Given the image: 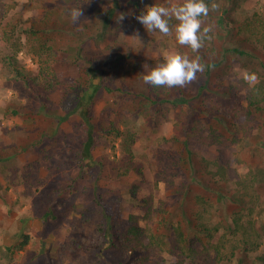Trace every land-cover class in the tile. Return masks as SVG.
Here are the masks:
<instances>
[{
	"label": "rangeland",
	"instance_id": "obj_1",
	"mask_svg": "<svg viewBox=\"0 0 264 264\" xmlns=\"http://www.w3.org/2000/svg\"><path fill=\"white\" fill-rule=\"evenodd\" d=\"M119 1L123 24L117 30L118 35H108L98 41L99 46L96 44L97 58L104 60L103 68L115 73L114 83L109 84L115 92L98 93L93 104V111L100 119L95 128L100 139L94 145L91 160L94 167H98L99 160L104 163L99 168L101 176L95 193L90 186L95 180L94 172L85 169V165L70 172L57 155L62 152L64 143L75 136L82 137L86 128L78 115L61 120L65 115L61 104L66 94L54 87L56 80L68 88L77 79L75 49L46 61L47 56L31 51L28 29L29 18H43L48 12L42 11L45 7L52 9L53 17L60 16L78 29L84 23H99L108 2L97 0L87 5L81 0H0V154L14 151L0 160V264H104L105 257L82 247L83 241L89 239L87 226H82L80 231L75 228L78 221L83 222L88 216H92L93 221L103 219V204L105 216L115 212L120 217L121 228H125L126 220L132 215L140 225L156 231L157 220L155 215L145 213L148 205L143 198H150L148 201L153 209L165 199L167 186L160 176L163 177L167 168L160 153L172 136L175 109L164 113L154 131L145 125L140 114L132 115L120 107L121 96L132 89L127 79L131 68L147 72L149 60L170 53L180 54L171 34L149 33L136 17L145 6H167L181 0ZM235 2L238 3L234 16L237 20L264 14V0ZM70 9L81 11L74 23ZM201 24L211 25V21L201 19ZM120 54L125 57L123 62L108 59ZM236 70L243 77L249 73L240 66ZM24 78L30 79V86L24 83ZM137 86L142 87L140 82ZM35 87L45 98L44 109L42 101L34 96ZM253 129L251 135L254 136L242 137L241 142L200 149L211 161L219 157L224 162L230 161L231 168H236L246 184L238 188L235 184L230 186L231 191L236 192L229 198H234L235 202L229 199L216 202L205 213L206 220L219 227L210 243H217L220 252L211 251L207 259H200V264H264V144L259 141L264 139V131ZM121 132L136 134L133 150L142 175L135 169L123 177H116L113 172V167L122 166L124 159ZM235 155L250 163H238ZM159 167L161 174H158ZM252 171L261 181L254 180L248 192L259 198L257 203H252L244 193L248 200L241 202L240 196L251 182L246 173L252 175ZM26 236V246L19 248ZM107 244L102 245V250ZM172 250L170 241L167 250L157 249L143 264H175L181 259L180 251ZM120 253L116 251V255ZM131 263L132 260L128 264Z\"/></svg>",
	"mask_w": 264,
	"mask_h": 264
},
{
	"label": "trees",
	"instance_id": "obj_2",
	"mask_svg": "<svg viewBox=\"0 0 264 264\" xmlns=\"http://www.w3.org/2000/svg\"><path fill=\"white\" fill-rule=\"evenodd\" d=\"M81 1L90 5L97 0ZM106 1L108 6L99 23H84L83 27L78 29L66 19L62 20L60 16L53 17L52 9L45 7L42 11L48 12L43 18H29L28 29V45L31 51L36 55L47 56L46 61L75 49L78 62L77 79L68 88L56 80L54 87L66 94L61 104L65 112L61 120L78 115L84 120L86 128L82 137L75 136L70 142L64 143L62 152L57 155L70 172L71 169L84 165L85 169L93 171L95 180L90 186L94 188L95 193L97 181L101 176L99 168L104 163L99 160L98 167H94V161L92 163L91 160L94 145H97L100 139L99 132L95 130L100 119L93 111V104L98 93L104 90L115 92L109 86L114 83L115 73L112 74L103 68L104 60L97 58L96 44L108 35H118L117 30L123 24L120 1ZM235 1L237 0H205L209 12L201 19L208 18L211 25L201 24V29L210 27L211 31L205 36L202 47L197 52H193L187 45H179L174 32L170 33L180 54L188 55L190 59L199 57L205 66V71L197 73L194 81L183 87H153L143 81L145 72L140 68L138 71L135 67L129 70L127 79L132 89L122 93L120 107L124 111L132 115L140 114L145 125L156 131L164 113L175 109L172 136L169 143L162 146L161 153L158 151L166 163L164 167L167 171L165 170L160 179L166 183L167 191L165 199L161 200L155 209L148 201L150 198H143L148 205L145 213L149 216L155 215L157 220L154 232L149 227L140 225L132 215L126 220L125 228H121L120 217L115 212L105 216L104 204L101 206L103 219L93 221L92 216H88L83 222L81 220L76 223V230L80 231L82 226L86 225L89 233V239L83 241L82 247H88L87 250L105 257L104 264H128L131 260V264H143L157 249L167 250L170 241L172 248L180 251L181 259L175 264H200V259H207L211 251L220 252L217 243H210L219 227L206 220L205 213L209 212L210 206L216 202L231 200L230 195L236 192L231 191L232 184L237 188L246 184L236 168H231L230 161L224 162L220 157L211 161L200 149L204 146L220 147L241 142L242 137L254 136L251 135L253 128L264 131V14L257 13L252 18L237 20L234 18L238 5ZM175 23L174 20L170 21V27ZM108 59L119 63L123 62L125 57L120 54ZM162 59L163 57H157L149 60L148 71ZM237 66L254 74V83H249L243 76L238 75ZM24 79V83L30 86V79ZM139 82L142 87L136 88ZM39 92L35 87L34 96L42 101L41 107L44 109L46 101ZM13 111L16 113L17 109L14 108ZM101 127L105 129V126ZM121 135L124 159L122 166L113 167V172L116 177H123L135 169L142 175L133 150L135 132H121ZM259 141L264 144V139L260 138ZM11 154H14L13 150L0 154V160ZM235 156L238 163L250 161ZM87 162L89 163L86 164ZM159 173L161 174L160 167ZM251 173L252 175L246 173L251 182L241 194V202L248 200H245L244 193L252 203H257L259 198V195L253 196L248 192V189L253 187L254 180L261 181L258 174L254 171ZM67 183L72 185L71 181ZM235 201L233 198L231 203ZM146 238L148 242L145 241ZM27 242L26 236L19 248L26 246ZM105 243L108 244L102 250L101 247ZM244 249L247 250V247ZM116 251H120V255H116ZM91 262L95 261L91 259Z\"/></svg>",
	"mask_w": 264,
	"mask_h": 264
},
{
	"label": "clouds",
	"instance_id": "obj_3",
	"mask_svg": "<svg viewBox=\"0 0 264 264\" xmlns=\"http://www.w3.org/2000/svg\"><path fill=\"white\" fill-rule=\"evenodd\" d=\"M209 12L205 0H181L179 3L153 4L145 8L136 17L149 32H160L169 35L174 32L179 45H187L193 52L202 47L205 36L211 31L210 27L201 29V17ZM72 21L81 15L79 10H69ZM176 21L171 25L170 21ZM205 71V66L199 57L189 58L188 55L170 53L162 61L142 76L146 84L153 87H183L197 78V73ZM249 83L255 81L254 74L245 73L243 77Z\"/></svg>",
	"mask_w": 264,
	"mask_h": 264
}]
</instances>
